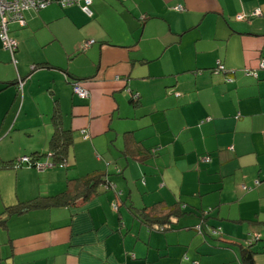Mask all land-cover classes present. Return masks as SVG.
<instances>
[{"label": "crops", "instance_id": "1", "mask_svg": "<svg viewBox=\"0 0 264 264\" xmlns=\"http://www.w3.org/2000/svg\"><path fill=\"white\" fill-rule=\"evenodd\" d=\"M92 8L91 19L57 3L25 11V27L8 26L14 56L0 40V223L7 208L96 172L113 186L86 203L7 218L0 264H241L236 244L250 235L264 264V0ZM220 66L235 73L217 74ZM55 115L74 138L66 165L16 167L49 153ZM183 206L171 229L147 226L148 215ZM207 211L220 235L196 229Z\"/></svg>", "mask_w": 264, "mask_h": 264}, {"label": "trees", "instance_id": "2", "mask_svg": "<svg viewBox=\"0 0 264 264\" xmlns=\"http://www.w3.org/2000/svg\"><path fill=\"white\" fill-rule=\"evenodd\" d=\"M12 23H16V22H12ZM10 24L11 23H9V25ZM218 70L219 68H217L214 72H216L217 74H229V73L234 74L235 73V72H229L228 70H226V72H218ZM226 79H227V83L229 82L233 83L232 77L231 78L227 77ZM82 100H86V99H82ZM139 101H140V96H136L134 94L131 95L132 103H138ZM52 121H53V124H54L53 126L55 130H54L53 137L50 140L49 153L48 154L46 153L43 155H39V154L32 155L31 158L33 157L36 161H41L40 159L44 157H51V160H52L51 164L54 167L55 166L62 167L66 165L70 150L74 146V138L72 136V133H70L69 131H65L62 128V124L60 122L59 116L57 115L53 116ZM156 152L157 150H153L151 152V155L156 156L157 154ZM207 158L202 159V161L206 163L205 160ZM142 159H145V158H142ZM209 159L210 161H212L210 157ZM108 176H109L108 174H105L102 172H96L87 177L72 181L71 184L68 186V191L61 195H57V196L49 197V198H40V199L33 200L31 202L9 207L6 209L4 213V215H6V219L2 221L0 224H4L7 218L9 217L25 215L33 209L42 210V209H47V208H62L66 206H76L79 202L86 203L93 196H95L96 193H98L99 187H106V186L112 187L113 186V182L108 178ZM69 193H76L77 195L75 197L77 198H73L71 195L69 196ZM183 208H185V206L177 207V208L172 207L167 210L161 209L160 211L163 213L161 215L162 217L160 219H155V221L154 219L152 220V217L148 215L146 217L147 226L150 229L156 230L159 232L169 230L171 229L170 227H171L172 219L180 215H184L183 212L186 209H183ZM115 211H118V208L115 209ZM210 213H211L210 211H207L201 214V221L198 224L196 229H199L201 235H204L205 233L204 228L208 227L210 228L208 229L209 235L214 237V236L220 235L222 229L219 227L215 228V227L208 226L207 221H208V217ZM255 239H257L255 238V236L250 235V238H247L244 244H236L241 250V264H255L254 257L257 255V251L255 250V247H256V244L261 241V239H257V240ZM130 259L133 260L131 256H130Z\"/></svg>", "mask_w": 264, "mask_h": 264}, {"label": "built area", "instance_id": "3", "mask_svg": "<svg viewBox=\"0 0 264 264\" xmlns=\"http://www.w3.org/2000/svg\"><path fill=\"white\" fill-rule=\"evenodd\" d=\"M95 0H0V38L4 44V47L6 50H9L13 52L17 48V43L13 40H11L8 36V30L7 25L10 21L19 22L21 25H24L23 21V12L28 10H35V11H41L47 9L49 6H51L54 3H57L60 7L66 9L73 6H79L82 10V12L88 17L93 18L94 17V11H93V3ZM126 1V0H121ZM260 11H256L254 13V16H259ZM247 17L244 15L238 16V21H244ZM93 42H91L89 45L91 46ZM88 46V45H87ZM264 68V64L261 66ZM218 72H226V69L224 66H220ZM248 76H255L257 78V74L255 72L247 71ZM76 94L81 99H86L88 97V93L81 88L80 86L75 87ZM86 139L88 137H85ZM206 163H210V159L207 158ZM16 166H26L30 168H36L39 171L47 170L51 167H53L52 164H42L38 161H36L33 157H22L18 160L16 163ZM115 209H117L116 206H113ZM258 239V238H257ZM255 239V240H257ZM131 258H134V256H131ZM198 264V263H193Z\"/></svg>", "mask_w": 264, "mask_h": 264}, {"label": "bare ground", "instance_id": "4", "mask_svg": "<svg viewBox=\"0 0 264 264\" xmlns=\"http://www.w3.org/2000/svg\"><path fill=\"white\" fill-rule=\"evenodd\" d=\"M54 4H56V3H54ZM34 11H35V10H34ZM23 13H24V12H23ZM23 21H24V25H21L19 22H16V23H18L21 27H25L26 23H25V19H24V17H23ZM12 22H14V21H10L9 23H12ZM9 23H8V25H9ZM8 25H7L8 36H9V38H10L11 40H13V41H15V42L17 43V48H16L13 52H11V51H9V50H6L5 47H4V44H3L2 40H1V38H0V40H1L2 44H3L4 50H6L7 52H10V53L14 56L15 53L17 52V50H18V42H17L14 38L10 37V35H9V29H8ZM0 27H1V22H0ZM93 43H95V42H93ZM263 64H264V63H263ZM263 64H262V65H263ZM77 86H80V87L82 88L81 85H77ZM75 87H76V85H75ZM86 92H87V91H86ZM87 93H88V92H87ZM88 97H89V94H88ZM88 97H87V98H88ZM87 98H86V99H87ZM114 206H116V207L118 208L117 205H114Z\"/></svg>", "mask_w": 264, "mask_h": 264}, {"label": "rangeland", "instance_id": "5", "mask_svg": "<svg viewBox=\"0 0 264 264\" xmlns=\"http://www.w3.org/2000/svg\"><path fill=\"white\" fill-rule=\"evenodd\" d=\"M199 224V223H198Z\"/></svg>", "mask_w": 264, "mask_h": 264}]
</instances>
